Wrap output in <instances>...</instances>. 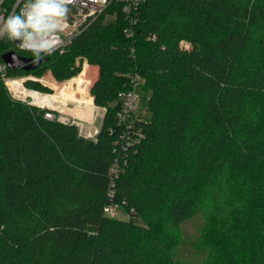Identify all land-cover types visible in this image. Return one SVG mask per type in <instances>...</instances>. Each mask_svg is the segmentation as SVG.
Returning <instances> with one entry per match:
<instances>
[{
    "label": "trees",
    "instance_id": "trees-1",
    "mask_svg": "<svg viewBox=\"0 0 264 264\" xmlns=\"http://www.w3.org/2000/svg\"><path fill=\"white\" fill-rule=\"evenodd\" d=\"M138 17L128 37L113 5L36 70H9L86 81L95 67V138L0 80V264H185L171 229L205 213L204 264H264V0H146ZM14 49L4 38L0 59ZM134 75L149 115L126 126L119 93Z\"/></svg>",
    "mask_w": 264,
    "mask_h": 264
},
{
    "label": "built area",
    "instance_id": "built-area-1",
    "mask_svg": "<svg viewBox=\"0 0 264 264\" xmlns=\"http://www.w3.org/2000/svg\"><path fill=\"white\" fill-rule=\"evenodd\" d=\"M11 0H0V17L7 18L9 15L13 13V11L19 12V8L23 6L25 0H14L13 3H10ZM146 0H74L73 4L69 5L70 11L68 13L67 19V28L64 32L60 33L61 43L58 46L55 52H63L64 49L71 44V42L76 38L80 32L86 28L91 22L105 13L107 9H109L113 5H117L127 20V27L125 29V33L128 37H133L137 26L139 25V9L143 5ZM19 5V7H18ZM4 39V38H3ZM3 39H0V43ZM150 41L155 42L156 36H149ZM13 42V41H12ZM15 49L19 55L28 57L33 59L32 53L29 51L22 50L15 45ZM23 53V54H20ZM8 67L0 59V80L4 83L7 91L10 96L15 99L22 101L24 103L30 104L32 101L30 97L25 96V93L35 92L42 96H48L40 93L39 91H35L29 89L26 86L27 81H36L41 84H47L50 81L48 75H44L41 78L33 77V76H12L9 74ZM82 73L77 75L81 76ZM73 77L69 80L74 81L76 77ZM77 77V78H78ZM52 79V78H51ZM86 80V79H85ZM141 79L138 75L131 76L129 82L124 86L123 90L119 93V99L122 102L121 110L119 111L118 117L121 123H124L126 126H129L133 121L134 116L137 114V110L139 108L138 105V96L136 94V89L141 86ZM89 82L85 81L82 85L84 90L89 89ZM33 103V102H32ZM57 103V102H56ZM54 103V104H56ZM37 107L41 109H48L50 111L45 113V118L49 120H58L63 123H68L63 121V117H56L54 112L63 113L62 110H59L60 107L53 106H42L37 104ZM59 108V109H58ZM113 173H116V169H113ZM115 194L114 186L111 185L108 196L112 198ZM118 206L116 205H105L104 212L111 217H115L117 215Z\"/></svg>",
    "mask_w": 264,
    "mask_h": 264
},
{
    "label": "rangeland",
    "instance_id": "rangeland-1",
    "mask_svg": "<svg viewBox=\"0 0 264 264\" xmlns=\"http://www.w3.org/2000/svg\"><path fill=\"white\" fill-rule=\"evenodd\" d=\"M112 19L113 18H111L110 16L107 15L105 16L106 21ZM85 74H86L85 79L87 82H89V86H90L89 89L87 90H84L82 88V85L85 81L81 79H77L78 76L74 81L72 80L59 81L50 72H48L47 75L50 78V81H48L47 84L44 85L42 84L47 89V91L40 90L39 92L44 95H51L58 98L59 97L58 94L61 88L71 83V87L68 88L67 93L69 94V96L71 97L73 96V98L59 99L57 103L54 104V107H60V109L59 108L58 109L62 110L63 113L55 112V115L56 117L62 116L64 122H68L78 126L80 134L82 136H85L86 138L87 137L95 138L102 124L103 110L96 111L94 113L88 112L86 106L82 105L85 104L82 103V101L86 99L92 100L90 96L91 85L96 80L97 70L95 67H88ZM142 86L143 85L141 84L140 88L136 89V94L138 96V105H139V108L136 113L148 116L149 113L146 108V101L150 96V92L143 91L141 89ZM92 104L93 103L88 105H92ZM65 109H73V110L75 109L82 111L84 114L87 115L86 117L87 120L85 119V121H83L81 119L74 118L72 116L69 117V115L65 114ZM206 217H207L206 213L199 215L193 221L182 225L179 230H175L174 228L171 229V231H173L174 233H180L183 240L178 251L179 260L181 262L185 264H204V261L207 258L208 251L207 248H204L201 245L199 238L201 236V232L203 228L207 224ZM115 218L128 220L130 219V216L124 208L119 207Z\"/></svg>",
    "mask_w": 264,
    "mask_h": 264
},
{
    "label": "clouds",
    "instance_id": "clouds-1",
    "mask_svg": "<svg viewBox=\"0 0 264 264\" xmlns=\"http://www.w3.org/2000/svg\"><path fill=\"white\" fill-rule=\"evenodd\" d=\"M73 2L25 0L19 12L0 17V39L18 42L20 49L32 53V63L39 64L60 45V33L67 28L69 5Z\"/></svg>",
    "mask_w": 264,
    "mask_h": 264
},
{
    "label": "water",
    "instance_id": "water-1",
    "mask_svg": "<svg viewBox=\"0 0 264 264\" xmlns=\"http://www.w3.org/2000/svg\"><path fill=\"white\" fill-rule=\"evenodd\" d=\"M14 45H18V42L13 41ZM2 61L6 64L10 70H22L25 72L36 70L39 65L42 64L43 60L39 64H33L31 58L19 55L16 51H10L2 55ZM31 105L37 106L35 103Z\"/></svg>",
    "mask_w": 264,
    "mask_h": 264
},
{
    "label": "bare ground",
    "instance_id": "bare-ground-1",
    "mask_svg": "<svg viewBox=\"0 0 264 264\" xmlns=\"http://www.w3.org/2000/svg\"><path fill=\"white\" fill-rule=\"evenodd\" d=\"M69 85V84H68ZM61 90L59 91V97H54V96H51V95H48V96H42L38 93H35V92H26L25 93V96H28L30 97L31 101L35 104H39V105H44V106H53L54 103H56L59 99H66V98H63L61 95ZM82 105H85V106H89V107H92V105H88V104H82ZM74 113V112H73Z\"/></svg>",
    "mask_w": 264,
    "mask_h": 264
},
{
    "label": "crops",
    "instance_id": "crops-1",
    "mask_svg": "<svg viewBox=\"0 0 264 264\" xmlns=\"http://www.w3.org/2000/svg\"><path fill=\"white\" fill-rule=\"evenodd\" d=\"M90 96H91V94H90ZM91 98H92V96H91ZM92 107H87L86 106V108H87V111L88 112H91V113H94V112H96V111H100V110H103V116H104V113H105V110L104 109H102V108H98V107H96L95 105H94V101H93V98H92ZM74 112V113H73ZM65 114L66 115H69V117L70 116H72V117H74V118H78V119H81V120H83V121H85V119L87 120V115L86 114H84L82 111H79V110H73V109H65ZM103 119V118H102ZM85 137V136H84ZM88 138V137H87Z\"/></svg>",
    "mask_w": 264,
    "mask_h": 264
}]
</instances>
